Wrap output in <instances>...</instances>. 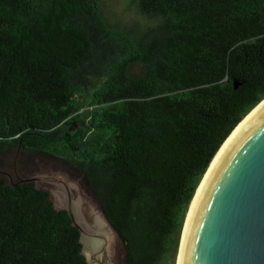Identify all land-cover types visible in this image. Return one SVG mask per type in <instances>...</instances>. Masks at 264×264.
<instances>
[{
    "label": "trees",
    "instance_id": "1",
    "mask_svg": "<svg viewBox=\"0 0 264 264\" xmlns=\"http://www.w3.org/2000/svg\"><path fill=\"white\" fill-rule=\"evenodd\" d=\"M103 1L0 0V151L65 164L122 264H175L210 161L264 98V0H134L145 28ZM20 180H0V264H88L67 211Z\"/></svg>",
    "mask_w": 264,
    "mask_h": 264
},
{
    "label": "water",
    "instance_id": "2",
    "mask_svg": "<svg viewBox=\"0 0 264 264\" xmlns=\"http://www.w3.org/2000/svg\"><path fill=\"white\" fill-rule=\"evenodd\" d=\"M38 180L64 184L49 175L20 182ZM55 208L65 209L78 228L87 263L105 264L102 254L107 237L96 219L84 208L79 212L70 201ZM104 218L103 228L108 229L111 224ZM178 248L175 264H264V105L208 171L190 207Z\"/></svg>",
    "mask_w": 264,
    "mask_h": 264
},
{
    "label": "rangeland",
    "instance_id": "3",
    "mask_svg": "<svg viewBox=\"0 0 264 264\" xmlns=\"http://www.w3.org/2000/svg\"><path fill=\"white\" fill-rule=\"evenodd\" d=\"M104 14L109 23L120 27L140 26L148 27L155 24L156 20L141 14L134 0H104ZM68 167L60 160L44 154L32 153L18 148H8L0 151V180L15 183L20 179L49 175L63 183L48 180L35 181L37 187L49 192V200L54 207L63 208L70 201L74 208H84L93 219L100 218L103 225L106 223L104 215L94 200L84 191L78 178L72 176ZM85 222V220L83 221ZM100 228V227H99ZM107 237L108 244L102 254L105 264H122V245L114 231L101 230ZM176 263V261H175Z\"/></svg>",
    "mask_w": 264,
    "mask_h": 264
},
{
    "label": "bare ground",
    "instance_id": "4",
    "mask_svg": "<svg viewBox=\"0 0 264 264\" xmlns=\"http://www.w3.org/2000/svg\"><path fill=\"white\" fill-rule=\"evenodd\" d=\"M264 105V98L258 102L243 118L242 120H240V122L233 128V130L230 132V134L226 137V139L222 142V144L220 145V147L218 148V150L216 151V153L214 154L212 160L210 161L202 179L200 180L198 186H197V189L194 193V196L189 204V207H188V210H187V213H186V218L184 220V224H183V227H182V231H183V228H184V225H185V222H186V219H187V216H188V213H189V210H190V207L195 199V196L205 178V176L207 175L208 171L210 170V168L212 167V165L214 164V162L218 159V157L220 156V154L223 152V150L225 149V147L227 146V144L230 142V140L235 136V134L241 129V127L253 116V114L258 111L262 106ZM96 226L97 227H100L101 229H103V223L101 221L100 218H97L96 219ZM182 234V232H181ZM181 238V236H180ZM89 246L93 247L96 245V243H88ZM107 244H108V240H107ZM179 250V248H178ZM177 257H178V252H177V255H176V262H177Z\"/></svg>",
    "mask_w": 264,
    "mask_h": 264
}]
</instances>
